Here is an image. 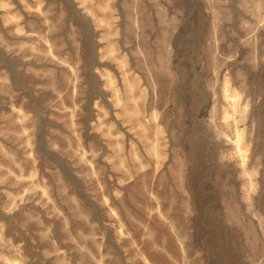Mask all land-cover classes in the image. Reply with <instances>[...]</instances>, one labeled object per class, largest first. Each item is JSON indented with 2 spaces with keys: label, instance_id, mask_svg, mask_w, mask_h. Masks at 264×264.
<instances>
[{
  "label": "rangeland",
  "instance_id": "obj_1",
  "mask_svg": "<svg viewBox=\"0 0 264 264\" xmlns=\"http://www.w3.org/2000/svg\"><path fill=\"white\" fill-rule=\"evenodd\" d=\"M0 264H264V0H0Z\"/></svg>",
  "mask_w": 264,
  "mask_h": 264
}]
</instances>
